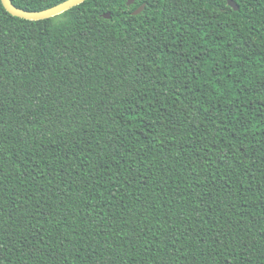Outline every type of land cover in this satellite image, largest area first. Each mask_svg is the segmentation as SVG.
<instances>
[{
  "label": "trees",
  "instance_id": "16d2710c",
  "mask_svg": "<svg viewBox=\"0 0 264 264\" xmlns=\"http://www.w3.org/2000/svg\"><path fill=\"white\" fill-rule=\"evenodd\" d=\"M235 1L0 0V264H264V0Z\"/></svg>",
  "mask_w": 264,
  "mask_h": 264
},
{
  "label": "water",
  "instance_id": "95a60500",
  "mask_svg": "<svg viewBox=\"0 0 264 264\" xmlns=\"http://www.w3.org/2000/svg\"><path fill=\"white\" fill-rule=\"evenodd\" d=\"M1 1L5 9L14 16L28 20H41L59 15L77 5H80L81 3L87 0H65L59 4H56L52 7L42 10H26L16 6L12 0H1ZM226 1L228 5L231 6L233 9L235 10L239 9V6L235 0H226ZM135 2L136 0H127V5L130 6ZM144 7H145V3L142 4L139 8H137L133 13L139 14L144 9ZM104 17L110 18L111 13L110 12L105 13Z\"/></svg>",
  "mask_w": 264,
  "mask_h": 264
}]
</instances>
